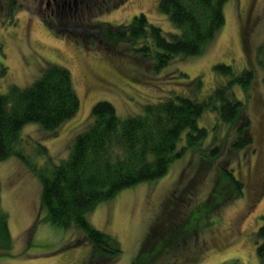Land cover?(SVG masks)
Wrapping results in <instances>:
<instances>
[{"label": "rangeland", "instance_id": "obj_1", "mask_svg": "<svg viewBox=\"0 0 264 264\" xmlns=\"http://www.w3.org/2000/svg\"><path fill=\"white\" fill-rule=\"evenodd\" d=\"M111 2L95 0L92 8L84 9L82 14L90 23L118 24L144 12L165 33L177 32L167 15L158 9V0H122L115 7H110ZM54 3L55 0H0L3 45L0 62L6 65L5 75L0 76V92L13 84L29 85L45 65L56 63L70 70L79 97L76 113L55 131H45L35 122L23 126L22 137L37 166L43 164V159L34 155L37 142L46 147L52 165L59 163L69 154L76 132L89 123L95 102H111L116 113L124 118L140 113L145 103L168 93L202 99L227 79L214 71V64H231L234 72L239 73L246 64V56L255 59L264 45V0H227L224 24L200 54L175 57L153 71L147 64L109 53L100 41L83 43L65 32L57 34L55 27L50 26L56 25L52 23L56 15ZM247 13L248 29L242 39L241 18ZM232 92L244 102V113L249 118V143L244 147L231 145L233 127L218 123L215 113L205 110L199 125L208 129L206 142L221 145V153L211 167L199 170L205 157L194 149H186L170 163L162 177L122 189L87 213L93 226L115 235L120 242L121 253L109 264L132 262L154 218L165 203L176 206L175 198L183 188L185 200L189 199L185 212L189 214V210L201 208L194 211L191 221L208 211L210 205L203 202L213 192L216 195L223 189L228 198L216 197L220 204L203 216L201 226L193 233L186 234L191 225L176 226L175 234L183 237V244L165 248L150 264H254L257 261L255 247L260 240L256 232L260 215L264 214V191L260 194V188L264 190V147H260V126H264L260 117L264 68L256 65L249 87L243 90L235 85ZM225 168L243 182L240 194L231 184L221 182L224 175L220 173ZM218 179L223 185L219 188ZM0 209V215L6 216L11 236V245L4 247L0 234V264H88L92 247L88 241L78 242L83 232L74 226L62 228L48 222L46 208L41 205L39 177L16 157L0 160Z\"/></svg>", "mask_w": 264, "mask_h": 264}, {"label": "trees", "instance_id": "obj_2", "mask_svg": "<svg viewBox=\"0 0 264 264\" xmlns=\"http://www.w3.org/2000/svg\"><path fill=\"white\" fill-rule=\"evenodd\" d=\"M94 1L55 0L56 15L54 13L55 22L52 23L57 26H50L55 27L57 34L65 32L78 42L79 39L83 43L100 41L109 53L147 64L156 71L175 57L200 54L224 24L227 0H158V9L177 28L174 33H165L160 26L150 22L144 12L134 14L127 23H90L82 11L92 8ZM121 1L112 0L110 7ZM245 26L248 28L247 22L241 25L242 30ZM0 55H3L1 40ZM246 57V64L239 73L234 72L231 64H214V71L227 79L219 82L202 99L168 93L145 103L140 113L124 118L116 113L111 102H95L90 110L89 123L76 132L69 154L59 163L52 165L46 147L37 142L34 155L43 159V164L37 166L26 147L27 141L22 137L23 126L35 122L45 131L52 132L79 108L70 70L49 63L29 85L19 87L13 84L7 91L0 92V160L16 157L39 177L41 205L46 208V219L52 225L74 226L83 232L78 242L88 241L92 247L88 264L112 263L121 253L120 242L115 235L93 226L87 213L122 189L162 177L170 163L186 149H194L205 157L199 170L211 167L221 153V145L206 142L208 129L199 125L203 111L214 112L218 123L233 127L231 145L244 147L250 142L244 102L234 96L232 87L238 85L246 90L254 80L256 65L264 68V45L258 49L255 59ZM5 73L6 65L0 62V76ZM220 174L224 175L221 182L231 184L238 194L241 193V183L229 169L225 168ZM219 182L218 179L216 183ZM222 186L218 184V188ZM184 191L183 188L177 194L175 207L168 203L163 205L130 264H146L147 261L150 264L162 250L176 245L172 240L165 242L158 236L162 234L161 227L165 228L164 234L172 238L176 236L178 225H191L186 234L193 233L197 226H201L203 216L220 204L216 197L220 200L228 198L223 189L216 195L213 192L203 202L210 205L208 211L191 221L194 211L201 208L189 210L187 214L188 206L185 208V205L189 199L185 200ZM156 232L158 235L155 236ZM256 233L260 240V235L264 236V224ZM0 234L5 243L3 246L9 247L11 236L3 213L0 215ZM151 240L160 242L152 251L149 245L156 242L150 243ZM256 251L259 255L263 251L260 244ZM148 257L153 258L148 260Z\"/></svg>", "mask_w": 264, "mask_h": 264}, {"label": "flooded vegetation", "instance_id": "obj_3", "mask_svg": "<svg viewBox=\"0 0 264 264\" xmlns=\"http://www.w3.org/2000/svg\"><path fill=\"white\" fill-rule=\"evenodd\" d=\"M241 19H242L241 23L242 22L245 23L249 19L248 13L244 17H242ZM241 29L242 28L240 27V34H241ZM260 113H261V116L260 117H261V120H262V124L264 125V100H262V98H260ZM261 138H262V144H263L264 143V126H263V128H262V126H260V142H261ZM262 144L260 145V147H264ZM260 150H261V148H260ZM236 179H238V178H236ZM238 180L240 181V183H243L240 179H238ZM263 191L264 190L260 188V194ZM263 224H264V214L263 215H260V230L262 229ZM160 230L162 231V234L161 235H158L157 232H156L155 233V236L158 235L159 237L164 238L165 239V242L166 241H169V240H172L171 242L172 243H175L176 245H180V244L182 245L183 244V242H182L183 237L181 238L179 235H176L174 238H172L169 235L166 236L164 234L165 233V228L164 227H163V229L161 227ZM176 238H178V239L175 240ZM180 238H181V240H180ZM152 242H156V241L151 240L150 243H152ZM259 244H260V249H263V251L260 252V255L258 253H256V255H257V261L254 264H264V236L263 235L262 236L260 235V241H259V243L256 244L255 250L257 249V246ZM149 246H150V250L152 251V248H153L152 246H154V243L150 244ZM152 258L153 257H148V260H150ZM156 258H158V256H156L155 259ZM146 264H148V261L146 262ZM225 264H229V263L226 262Z\"/></svg>", "mask_w": 264, "mask_h": 264}, {"label": "water", "instance_id": "obj_4", "mask_svg": "<svg viewBox=\"0 0 264 264\" xmlns=\"http://www.w3.org/2000/svg\"><path fill=\"white\" fill-rule=\"evenodd\" d=\"M245 29H248L246 26L244 27V30H243V32H242V39H243V34H245L246 33V31H245ZM243 43H245V41L243 40Z\"/></svg>", "mask_w": 264, "mask_h": 264}]
</instances>
